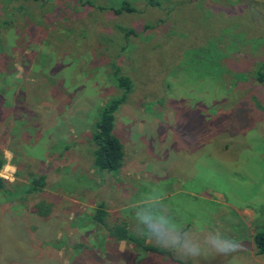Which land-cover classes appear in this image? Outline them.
Instances as JSON below:
<instances>
[{"label": "rangeland", "instance_id": "obj_1", "mask_svg": "<svg viewBox=\"0 0 264 264\" xmlns=\"http://www.w3.org/2000/svg\"><path fill=\"white\" fill-rule=\"evenodd\" d=\"M0 75V264H264V0H0ZM120 96L122 166L99 170L91 132ZM149 185L239 251L181 261L107 239L98 204L141 237L130 204Z\"/></svg>", "mask_w": 264, "mask_h": 264}, {"label": "clouds", "instance_id": "obj_2", "mask_svg": "<svg viewBox=\"0 0 264 264\" xmlns=\"http://www.w3.org/2000/svg\"><path fill=\"white\" fill-rule=\"evenodd\" d=\"M163 190L146 186L138 199L130 204L138 235L155 246L187 261L211 254L229 256L239 251L235 239L219 230L208 228L197 235L178 213L165 202Z\"/></svg>", "mask_w": 264, "mask_h": 264}, {"label": "trees", "instance_id": "obj_3", "mask_svg": "<svg viewBox=\"0 0 264 264\" xmlns=\"http://www.w3.org/2000/svg\"><path fill=\"white\" fill-rule=\"evenodd\" d=\"M128 9V6H126ZM131 32V30L129 31ZM2 77V75H0ZM115 83L118 87H123L124 90L130 88L129 80L125 76H114ZM123 96L111 98L100 109L99 118L95 122L93 131L91 132V141L94 145L93 152V165L99 170H106L109 172L118 171L122 166V159L124 156L123 145L118 137L113 133L114 128V115L113 112L116 107L123 101ZM66 145L63 149H67ZM7 163V159L0 150V168ZM45 175H38L31 179V186L26 190L28 193L39 191L45 184ZM0 190L8 193L6 189V180L0 177ZM37 213L40 216H47L50 213L51 206L46 202H39L35 205ZM108 211L103 203L98 204L97 208L92 214L94 223L99 225L106 232L107 239L117 242H126L133 244L138 252L157 253L166 255L169 252L153 246L151 243H146L145 238L136 236L127 226L124 221H114L108 223L106 221ZM253 242L257 254H264V229L255 232L253 235Z\"/></svg>", "mask_w": 264, "mask_h": 264}]
</instances>
